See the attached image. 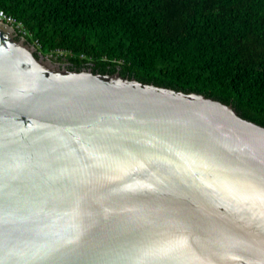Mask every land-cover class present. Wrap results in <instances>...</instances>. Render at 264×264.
<instances>
[{
	"label": "water",
	"instance_id": "1",
	"mask_svg": "<svg viewBox=\"0 0 264 264\" xmlns=\"http://www.w3.org/2000/svg\"><path fill=\"white\" fill-rule=\"evenodd\" d=\"M47 56L0 22V264H264V126Z\"/></svg>",
	"mask_w": 264,
	"mask_h": 264
},
{
	"label": "trees",
	"instance_id": "2",
	"mask_svg": "<svg viewBox=\"0 0 264 264\" xmlns=\"http://www.w3.org/2000/svg\"><path fill=\"white\" fill-rule=\"evenodd\" d=\"M0 11L72 70L200 93L264 126V0H0Z\"/></svg>",
	"mask_w": 264,
	"mask_h": 264
},
{
	"label": "built area",
	"instance_id": "3",
	"mask_svg": "<svg viewBox=\"0 0 264 264\" xmlns=\"http://www.w3.org/2000/svg\"><path fill=\"white\" fill-rule=\"evenodd\" d=\"M0 22L8 24L12 27H14L19 35H22V37L26 38L29 36L28 31L24 28V25L17 21L16 18L13 16L7 15L4 11H0ZM36 45L39 46L38 42L36 41ZM49 55V54H48ZM57 55H63L62 52H57ZM55 54L52 53L51 57H54Z\"/></svg>",
	"mask_w": 264,
	"mask_h": 264
},
{
	"label": "rangeland",
	"instance_id": "4",
	"mask_svg": "<svg viewBox=\"0 0 264 264\" xmlns=\"http://www.w3.org/2000/svg\"><path fill=\"white\" fill-rule=\"evenodd\" d=\"M47 57H49V58H51V59L55 60V58H54V57H51V54H50V55H48ZM61 63H64V64H65V62H61ZM66 64H67V63H66Z\"/></svg>",
	"mask_w": 264,
	"mask_h": 264
}]
</instances>
